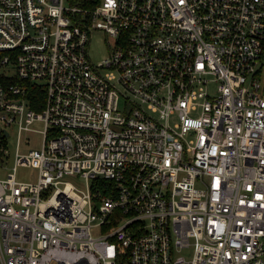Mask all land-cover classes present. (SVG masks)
<instances>
[{
    "label": "built area",
    "instance_id": "built-area-1",
    "mask_svg": "<svg viewBox=\"0 0 264 264\" xmlns=\"http://www.w3.org/2000/svg\"><path fill=\"white\" fill-rule=\"evenodd\" d=\"M0 78V264H264V0H0Z\"/></svg>",
    "mask_w": 264,
    "mask_h": 264
},
{
    "label": "rangeland",
    "instance_id": "rangeland-1",
    "mask_svg": "<svg viewBox=\"0 0 264 264\" xmlns=\"http://www.w3.org/2000/svg\"><path fill=\"white\" fill-rule=\"evenodd\" d=\"M107 55V47L104 42V34L99 30H93L89 40L86 44V56L91 63H97L99 60ZM215 86V82L211 81L209 83V91L212 92ZM33 128H40L39 122H34L31 125ZM10 135L7 137L6 142V157L3 161H0V178H5L6 175L12 171L14 165V155L16 150V139L15 130L12 125L8 127ZM26 140V142L23 141ZM42 137L39 133L35 131H26L22 133L20 138V144L18 151L20 153L27 152L29 149L37 148L40 146ZM36 175V170L29 166L18 165L14 170V177L18 181H29L33 180ZM65 179L72 182L79 188H84L83 178L77 174H68L64 176Z\"/></svg>",
    "mask_w": 264,
    "mask_h": 264
},
{
    "label": "trees",
    "instance_id": "trees-1",
    "mask_svg": "<svg viewBox=\"0 0 264 264\" xmlns=\"http://www.w3.org/2000/svg\"><path fill=\"white\" fill-rule=\"evenodd\" d=\"M99 0H66V2L69 4V5H76V6H79V7H93L96 3H98ZM1 81H3V79L0 78ZM31 92H35V91H32ZM34 95V94H33ZM42 97V94L39 93V98ZM34 108L37 109L39 108L37 105H34Z\"/></svg>",
    "mask_w": 264,
    "mask_h": 264
}]
</instances>
